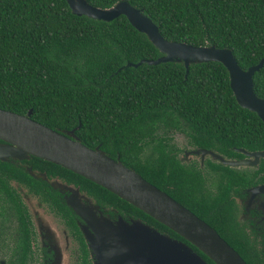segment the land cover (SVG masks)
Here are the masks:
<instances>
[{"label":"trees","instance_id":"16d2710c","mask_svg":"<svg viewBox=\"0 0 264 264\" xmlns=\"http://www.w3.org/2000/svg\"><path fill=\"white\" fill-rule=\"evenodd\" d=\"M121 1L140 10L167 41L229 49L243 71L264 58V0H86L100 9ZM161 56L124 16L103 22L75 16L66 0H0V109L22 116L31 111L33 121L59 133L73 131L84 146L119 157L212 227L246 264H264V250L234 228L229 197L234 186L264 185V163L247 175L223 167L216 192L209 194L201 178L184 173L163 144L172 130L232 158L239 150L264 151V124L237 104L220 63L192 64L188 72L176 62L126 68ZM253 85L264 99V66ZM6 162H0L1 170L16 169ZM23 163L130 210L214 264L102 187L38 158ZM13 176L32 181L24 172ZM43 186L36 183L38 191ZM51 198L58 202L55 194Z\"/></svg>","mask_w":264,"mask_h":264},{"label":"water","instance_id":"95a60500","mask_svg":"<svg viewBox=\"0 0 264 264\" xmlns=\"http://www.w3.org/2000/svg\"><path fill=\"white\" fill-rule=\"evenodd\" d=\"M75 16L111 22L124 16L129 24L139 33L144 34L162 55L154 61L142 60L127 67L158 65L162 63H183L186 72L192 64L217 62L224 66L229 75L230 88L237 104L255 113L264 124V99L254 92L253 76L264 66V58L255 66L243 71L237 64L231 50L217 49L213 46L195 47L185 43L170 42L159 33L158 27L143 13L121 1L107 9L95 8L86 0H66ZM27 116L18 115L0 109V160L25 161L31 157L62 167L84 179L102 187L137 210L143 212L163 225L186 243L191 245L214 264H246L240 255L219 234L191 211L176 202L166 193L148 183L135 171L125 167L119 160H114L99 147L90 149L84 146L73 131L59 133ZM249 157L240 162L225 161L226 166L241 168L255 166L264 159V151L248 153ZM251 158H254L251 161ZM30 173L32 171L29 169ZM34 176V174L32 173ZM46 178L45 174H42ZM36 177V176H35ZM55 189L61 192L72 191L58 180H51ZM76 190V189H75ZM264 192V185L253 188ZM77 192V190H76ZM264 194V193H263ZM73 195L66 198L68 205L81 216L93 231H85L89 247L96 257L107 259L108 264H207L194 250L185 243L161 235L138 222L127 225L118 222L111 224L102 215L96 213L84 215L79 210L77 199ZM74 198V199H72ZM75 200V201H74ZM87 214V213H85Z\"/></svg>","mask_w":264,"mask_h":264},{"label":"flooded vegetation","instance_id":"af4514ba","mask_svg":"<svg viewBox=\"0 0 264 264\" xmlns=\"http://www.w3.org/2000/svg\"><path fill=\"white\" fill-rule=\"evenodd\" d=\"M180 134L184 135L180 132L168 131V136L163 141L166 151L174 157L184 173L201 178L209 194L216 192L215 183L218 182L223 167L246 175L257 170L255 166L241 168L226 166L209 155L208 152L213 150L196 145L192 138L185 135L181 139L178 137ZM0 144L4 143L0 141ZM236 154L239 156L232 158L219 153L217 155L225 161L232 162L249 159L239 151ZM23 162L9 159L6 163L16 169H0V264H108L107 259H99L89 247L85 231L90 234H93V231L68 205L66 198L69 199L73 195H76L79 210L84 215L88 216L95 212L98 217L102 215L114 225L119 221L127 225L138 222L162 235H167L150 224L147 219L134 216L130 210L116 208L100 198H95L81 190L79 186L69 184L68 186L74 185L73 192L63 193L55 189L50 181L55 179L60 181L59 178H53L46 172L44 173L47 176L45 175L44 178L43 172L38 173V171L32 172L33 176L27 164ZM262 163L264 159H261L258 165ZM23 172L32 181L26 176L22 177L24 181L13 176L21 175ZM37 182L44 184L39 191L36 188ZM234 187L235 190L229 196L234 228L258 251H263L264 216L259 210L261 198L251 195V191L257 186L246 189ZM52 194L56 195L58 202L52 200Z\"/></svg>","mask_w":264,"mask_h":264},{"label":"rangeland","instance_id":"374dc122","mask_svg":"<svg viewBox=\"0 0 264 264\" xmlns=\"http://www.w3.org/2000/svg\"><path fill=\"white\" fill-rule=\"evenodd\" d=\"M183 136L184 135H179L178 137H180L181 139L183 138ZM208 155V154H207ZM209 155H211V154H209ZM212 156H214V155H212ZM215 157V159H216V161H218V162H220L221 163V161H220V159H219V157L218 156H214ZM254 160V158H251V161H253ZM223 164V163H222ZM264 192H258V191H256V190H252L251 191V195H252V197H256V196H258V197H260L261 198V203H260V206H259V210L261 211V213L263 214V216H264V197H261L262 195L264 196V194H263ZM72 199H74V198H72ZM75 201V200H74ZM120 223H122V221H119ZM134 223H136V222H133V224ZM86 224L88 225V226H90V224H88L87 222H86ZM142 227H145V226H142ZM154 231V230H153ZM157 232V231H156ZM158 233V232H157ZM160 234V233H159ZM162 235V234H161Z\"/></svg>","mask_w":264,"mask_h":264}]
</instances>
